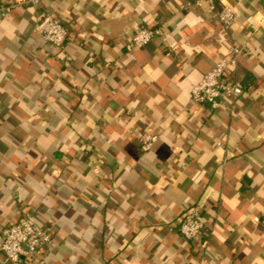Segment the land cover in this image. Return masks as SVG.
<instances>
[{"label": "crops", "instance_id": "0c3cea01", "mask_svg": "<svg viewBox=\"0 0 264 264\" xmlns=\"http://www.w3.org/2000/svg\"><path fill=\"white\" fill-rule=\"evenodd\" d=\"M17 1L0 0V264L26 212L53 244L23 264H264V0H217L238 13L229 32L208 0ZM47 13L63 48L38 32ZM234 45L243 95L194 102ZM194 206L200 240L180 230Z\"/></svg>", "mask_w": 264, "mask_h": 264}, {"label": "built area", "instance_id": "2783aa9c", "mask_svg": "<svg viewBox=\"0 0 264 264\" xmlns=\"http://www.w3.org/2000/svg\"><path fill=\"white\" fill-rule=\"evenodd\" d=\"M42 0H18L15 3L39 4ZM209 7L219 19L221 27L226 32L234 28L238 21V13L229 4L218 5L217 0H208ZM14 2L3 6L2 10L10 11ZM39 34L53 47L63 48L70 38L69 29L59 18L47 13L38 25ZM160 26L143 27L139 29L128 43V49L146 46L156 36L161 34ZM244 49L234 45L228 56L221 57L215 66L209 70L192 90V100L199 104H209L214 110L220 108L226 101L235 102L244 93V87L230 76V66ZM157 140V135L145 132L140 137L143 150H150ZM221 144V143H220ZM180 230L189 240H200L209 234V226L200 206H194L183 213L180 219ZM53 244L51 233L41 226L31 212H26L19 220L3 229L1 250L10 264H23L25 259L32 258L39 250Z\"/></svg>", "mask_w": 264, "mask_h": 264}, {"label": "trees", "instance_id": "16d2710c", "mask_svg": "<svg viewBox=\"0 0 264 264\" xmlns=\"http://www.w3.org/2000/svg\"><path fill=\"white\" fill-rule=\"evenodd\" d=\"M242 85V84H241ZM243 86V85H242ZM244 87V86H243Z\"/></svg>", "mask_w": 264, "mask_h": 264}]
</instances>
